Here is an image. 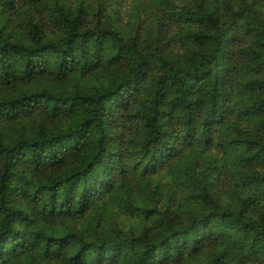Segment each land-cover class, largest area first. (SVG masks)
I'll return each instance as SVG.
<instances>
[{"label":"trees","instance_id":"16d2710c","mask_svg":"<svg viewBox=\"0 0 264 264\" xmlns=\"http://www.w3.org/2000/svg\"><path fill=\"white\" fill-rule=\"evenodd\" d=\"M0 264H264V0H0Z\"/></svg>","mask_w":264,"mask_h":264}]
</instances>
